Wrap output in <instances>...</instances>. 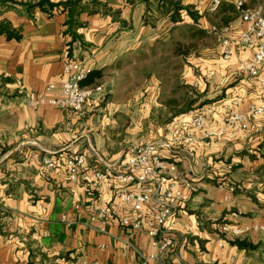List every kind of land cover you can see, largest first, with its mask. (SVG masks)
I'll return each mask as SVG.
<instances>
[{
    "label": "crops",
    "instance_id": "obj_1",
    "mask_svg": "<svg viewBox=\"0 0 264 264\" xmlns=\"http://www.w3.org/2000/svg\"><path fill=\"white\" fill-rule=\"evenodd\" d=\"M68 1L72 4L64 7ZM177 1L198 16L195 23L182 11L183 21L174 25L169 16L156 13L154 0H48L43 10L33 8L35 3L0 6V23L6 22L10 30L8 35L0 33V148H9L0 149V264H264V115L247 117L245 131L226 130L215 142L197 141L177 146L174 154L163 153L200 187L185 191L187 200L169 226L174 249L157 260L141 258L155 253L146 234L130 239L134 251L126 248V236L116 227L107 235L87 230L86 212L75 208L84 202L85 184L94 181V170L114 164L131 144L162 138L163 129L143 139L144 116H129L128 107L145 112L160 106L158 83L152 79L131 95L119 71L129 57L151 52L161 44V35L174 29L190 36L195 31L205 35L210 26H229V36L236 38L245 28L234 0H220L219 24L207 18L214 0ZM246 6L264 15V0H246ZM209 38L211 43L198 55L190 54L200 57L184 75V83L199 93L200 101L178 116L202 113L215 118L219 129L222 106L231 98H240L234 110L246 113L258 105L261 94L260 87L239 72L254 51L225 61ZM74 60L101 74L95 85L104 87L103 99L88 102L79 114L28 107L29 93L51 97L45 88L59 86L63 65ZM261 72L264 75V67ZM210 73L212 78L206 80ZM123 116L135 125L136 135L126 134L129 128L122 131ZM50 152L58 162L53 171L32 158ZM83 152L86 164L79 181L71 183L65 175L66 158ZM224 223L250 231L225 242L218 231ZM253 226L257 229L251 230Z\"/></svg>",
    "mask_w": 264,
    "mask_h": 264
},
{
    "label": "built area",
    "instance_id": "obj_2",
    "mask_svg": "<svg viewBox=\"0 0 264 264\" xmlns=\"http://www.w3.org/2000/svg\"><path fill=\"white\" fill-rule=\"evenodd\" d=\"M220 0H214L209 12H215ZM234 8L240 21L245 25L236 37L229 36V26H210L204 31L213 37L220 49L223 60H230L236 53L254 51L250 60L239 65V72L247 80H252L260 87L258 105H252L246 113L234 110L241 103L240 98H231L222 106L218 121L202 113H193L190 117H173L163 128V135L156 142L138 141L129 145L114 164L104 165L100 171L92 173L94 181L85 184L86 195L82 204L76 209H83L87 214L84 226L96 234L107 235L110 227H116L126 236L123 241L126 248L136 250L130 242L139 233H144L150 240V247L155 253L141 256L144 261L157 260L168 250L174 249L169 226L186 200L185 191L199 189V184L190 180L169 161L164 152L174 154L181 145H192L197 141L215 142L222 138L226 130L239 128L247 130V117L264 115V15L256 9L246 6V0H234ZM91 73L82 61L66 62L62 67V79L59 86L49 84L45 91L50 98L29 93L26 104L32 110L50 106L69 110L79 114L90 102H100L104 96V87L95 85L81 87ZM206 75V80L212 78ZM17 84H19L17 82ZM54 152L45 155L34 154L47 171L56 169L58 162L53 158ZM86 164V153H75L66 158L65 175L69 182L77 183L81 168ZM221 187V186H220ZM237 214L232 212L230 217ZM253 226L251 230H256ZM224 241H234L244 237L250 230L240 228L232 223L218 227ZM219 246H223L225 242Z\"/></svg>",
    "mask_w": 264,
    "mask_h": 264
},
{
    "label": "rangeland",
    "instance_id": "obj_3",
    "mask_svg": "<svg viewBox=\"0 0 264 264\" xmlns=\"http://www.w3.org/2000/svg\"><path fill=\"white\" fill-rule=\"evenodd\" d=\"M38 0H0L1 4L6 2V6L10 8L11 4L30 5L36 3ZM19 7V6H18ZM20 8V7H19ZM217 11L207 13V18L212 23H218L219 18ZM219 24V23H218ZM162 42L156 46L151 52H145L144 56H131L128 61L120 67V70L128 81V89H131V95H135V92H139V88L144 84H148L152 79L155 83H158L159 97L157 100L159 107L156 109H145V112L138 111L137 106L128 107L130 111L129 116H135V119H142V138L156 136L160 130L164 128L166 123L175 116H170L172 113L185 112L189 113L194 110L190 106H196L199 103V93L184 83V75L188 69L194 67L196 64L194 58L200 56H190V54L198 55L199 50L205 44H210V36L205 34V38H202V43L199 40L196 42L188 39L189 35L186 30H171L166 34L161 35ZM207 36V37H206ZM164 39V41H163ZM180 44L178 46L176 44ZM182 52V56H174L173 51ZM193 64V65H192ZM131 84V85H130ZM137 87V90H135ZM137 92V93H138ZM122 95V94H121ZM143 99V98H141ZM125 101V100H124ZM180 114V113H179ZM175 115V114H174ZM131 121L127 116L122 118V131L129 128L126 134L134 136L137 134V130L134 129L135 125L130 126ZM125 133H122L123 136ZM140 135V134H139ZM141 137V136H139ZM121 138V137H120ZM2 150H8L9 148L1 147Z\"/></svg>",
    "mask_w": 264,
    "mask_h": 264
},
{
    "label": "trees",
    "instance_id": "obj_4",
    "mask_svg": "<svg viewBox=\"0 0 264 264\" xmlns=\"http://www.w3.org/2000/svg\"><path fill=\"white\" fill-rule=\"evenodd\" d=\"M156 3L155 6V11L156 13H162L166 16H169L170 21L176 25L178 23H181L182 20V15L181 12L185 11L186 15L195 23L198 19V16L192 12V9L189 7H182L179 2L177 0H154ZM72 4L71 1H68L64 4H62L64 7L66 6H70ZM46 5H49L48 0H40L37 3H35L34 5H32V7H37L43 10V7H45ZM1 8L5 7V8H9L6 6V2L4 4L0 3ZM53 6V5H52ZM2 8V9H3ZM1 10V9H0ZM229 12L232 14H235L234 9L232 7H230ZM1 13V12H0ZM218 13V12H217ZM229 21V17L226 16L225 18L222 19V22L225 24H227V22ZM9 28L8 25L6 24V22H1L0 23V33H4L6 35L10 34L9 32ZM202 34L203 32L201 31H195L193 32V34H190V36L188 37V39L190 41H200L202 38ZM204 35V34H203ZM8 37V36H7ZM176 44V43H175ZM178 46V49L180 47V44H176ZM174 56H182V52L177 51H173L172 52ZM101 77V74L98 72H91L90 75L88 76V78L84 81L80 83L81 87H90V86H94L96 83V80H98ZM178 114L175 113L176 116L180 115L182 113L181 112H177ZM180 113V114H179Z\"/></svg>",
    "mask_w": 264,
    "mask_h": 264
}]
</instances>
